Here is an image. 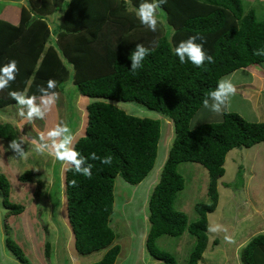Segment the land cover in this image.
Returning <instances> with one entry per match:
<instances>
[{
	"label": "trees",
	"instance_id": "trees-1",
	"mask_svg": "<svg viewBox=\"0 0 264 264\" xmlns=\"http://www.w3.org/2000/svg\"><path fill=\"white\" fill-rule=\"evenodd\" d=\"M26 2L18 25L0 20V64L15 59L19 69L10 87L0 91V110L17 105L9 91L27 88L29 95H38V86L46 87L47 81L54 79L59 93L71 78L83 97L137 103L171 120L175 140L149 197L150 229L145 246L157 264H177L156 241L163 236L179 238L187 232L194 237L187 264H198L208 245L207 214L217 208V182L225 173V158L233 150L264 143V123H251L227 112L219 123L195 129L189 124L221 78L264 63V54H255L264 49V20H258L253 9L245 10L242 0H167L157 12L163 14L167 28L158 23L157 31L152 32L131 10L141 0ZM57 13L61 16L54 22ZM192 35L203 37L204 48L215 63L196 68L179 62L172 49ZM137 44L151 52L143 67L132 72L129 56ZM87 119L85 135L73 144L75 149L85 157L92 152L100 158L109 156L112 162L89 159L91 178L74 174L72 169L65 171L67 218L77 254L89 256L106 250L92 264H115L120 246H111L116 235L109 226L114 183L121 178L137 186L149 175L157 159L161 126L158 121L133 117L100 101L87 106ZM17 137L13 126L0 123V140L9 144ZM186 163L200 165L208 173V203L194 205L197 219L193 222L174 208L177 194L184 188L178 167ZM35 175L26 171L19 181L36 182ZM0 192L6 219L23 213L21 206L10 202V186L2 175ZM5 244L19 263L29 264L14 240L7 238ZM238 260L240 264H264V233L255 235L240 250Z\"/></svg>",
	"mask_w": 264,
	"mask_h": 264
},
{
	"label": "rangeland",
	"instance_id": "rangeland-1",
	"mask_svg": "<svg viewBox=\"0 0 264 264\" xmlns=\"http://www.w3.org/2000/svg\"><path fill=\"white\" fill-rule=\"evenodd\" d=\"M26 1L0 0V6L8 3L7 6H10L8 9L11 8L18 13L26 6ZM242 1L245 10L254 9L257 19L264 20V0L261 2L259 0ZM3 10L7 8L3 6ZM4 16L0 15V19ZM60 16L61 13H57L54 16V22H58L57 19ZM157 16L163 21L160 24L167 28L163 14L159 12ZM49 28L54 33L52 23ZM60 88L56 105L43 120L36 119L31 124L27 123L18 114L19 109L16 105L0 110V123L13 126L17 136L27 134L30 137H38L39 133H46L56 124L63 122L71 129L74 144L85 135L88 120L87 106L99 101L111 104L133 117L155 120L160 123L161 137L153 170L137 186H130L121 178H116L113 189L115 196L113 213L109 224L116 235L111 246H120V254L115 264H157L158 261L148 254L142 236L149 225V197L160 180L163 164L175 140L172 121L137 103L83 97L76 92L71 78ZM230 102L237 104L238 99L232 96ZM242 104L249 113L246 104L244 102ZM202 112L199 111L195 118L191 119L190 129L204 124V120L201 119ZM227 112L231 110L228 108ZM221 119L215 115L205 122L218 123L222 121ZM8 145L7 142L0 140V175L4 176L9 183L10 202L21 206L23 213L6 219V210L2 206V193L0 192V264H21L7 250L5 244L7 238L14 240L23 250L29 264H92L98 262L106 250L89 256H81L74 249L73 233L67 218L65 171L62 165L48 157L46 153L42 156L36 154L30 145H24L30 153L27 160L15 159L13 158L15 153L11 150L7 151ZM261 148L255 146L249 149L241 148L235 150L238 154L232 153L236 156L227 155L224 164L225 173L217 182L219 207L207 214L209 242L216 239L220 242L222 235L219 230L209 231L210 227L219 225L231 233L225 246L228 257L231 259L228 264H235L233 248L236 243L253 233L258 234L259 231L264 233L262 230L264 229V147L262 150ZM255 162H260V164L252 166ZM26 171L35 172L36 182L22 183L19 181ZM178 173L184 180V188L177 194L174 208L181 211L188 222H193L197 219L194 205L208 203V173L200 165L189 163L180 165ZM225 234L226 231L223 235ZM46 244H49V250L46 249ZM157 247L171 254L177 264H187L194 247V237L187 232L179 238L163 236L159 238Z\"/></svg>",
	"mask_w": 264,
	"mask_h": 264
},
{
	"label": "clouds",
	"instance_id": "clouds-1",
	"mask_svg": "<svg viewBox=\"0 0 264 264\" xmlns=\"http://www.w3.org/2000/svg\"><path fill=\"white\" fill-rule=\"evenodd\" d=\"M167 3V0H141L138 7L131 9L139 23L152 32L157 31L158 23H162L157 17V12ZM200 41V42H197ZM204 39L199 35L189 36L181 40L172 49L173 54L178 57L181 64L191 63L196 68L206 67L208 64L215 63V59L204 48ZM151 52L142 44H137L130 54L131 71L136 72L143 67V62ZM256 55L264 54V49H259ZM18 61L10 59L7 63L0 64V91L8 89L19 73ZM57 81L49 79L45 86H38L37 94L29 95V89L22 91L12 90L8 95L15 100L18 106V114L24 120L31 124L34 120H43L53 109L59 99V93L55 91ZM236 86L228 77L221 78L214 90H211L203 99L204 108L210 109L217 115H223L228 108L230 98L236 94ZM73 133L69 126L63 122L56 124L46 133H39L38 137L19 135L10 141L7 151L15 153L13 158L18 160H27L30 155L24 145H30L32 150L38 155L47 154L55 161L59 162L64 171L72 169L74 174L83 175L91 178L93 165L88 160H100L103 164H111V157L100 158L95 152L90 153L88 157L77 151L73 145ZM38 169V168H37ZM50 183V181H49ZM72 185H76L73 180ZM220 226L210 227L209 231L216 232Z\"/></svg>",
	"mask_w": 264,
	"mask_h": 264
},
{
	"label": "crops",
	"instance_id": "crops-1",
	"mask_svg": "<svg viewBox=\"0 0 264 264\" xmlns=\"http://www.w3.org/2000/svg\"><path fill=\"white\" fill-rule=\"evenodd\" d=\"M18 1H21V0H18ZM259 1L261 2V0H259ZM7 5H9V4L5 3L3 5L7 8V10H5V11L3 10V6L2 7L0 6V15H3V16L7 15L8 17L4 16V18H1L0 20L6 21V22L10 23L11 25L16 26L19 23L20 11L18 13H15L16 11L14 12L13 10H11V8L8 9V7H10V6H7ZM255 14H256V12H255ZM258 65H260V66H258ZM258 65H254V66L247 67L245 69L237 70V71H235V72H233L227 76L228 78H230L232 80L233 84L236 86L237 91L233 97L238 99L237 104L231 103L229 101V105H228L229 110H231V113H235V114L241 116L246 121L251 122V123H264V66H263L264 63L258 64ZM242 74H243V76H242ZM241 101L246 104V107L248 108L249 113H247V109L244 108L245 105H243ZM228 108H227V111H228ZM199 111H203L201 119L204 120L203 121L204 124H208V123L211 124L212 122H205V120H210L213 116L217 115V114L213 113L208 108H206L204 110V106H202V108ZM199 111L194 115L193 119L199 113ZM217 116H219V118L220 117L222 118V115H217ZM203 118H206V119H203ZM204 124H202V125H204ZM255 147H262L263 148L264 144H259ZM262 148H261V150H262ZM233 152L235 154H238L237 152H235V150H233V151L229 152L227 155L228 156L235 155V154H232ZM263 152H264V150H263ZM256 164H260V162H255L254 164H252V166H254ZM217 192H218V190H217ZM218 200H219V194H218ZM218 207H219V203L217 204V208ZM149 229H150V223H149L148 227L146 228V232H144V234L142 236V240H144V246L146 243V238H147ZM227 230L228 229H225L222 226H220L219 232L222 233V235L220 236V238H221L220 242L217 239L214 241H210V242L208 240L209 243L207 245V248H206V250H205V252H204V254H203V256H202V258L198 264H228L231 261V259L228 257V254L225 250L226 241L228 239V236L231 234ZM262 230H264V229H262ZM225 231H226V234L224 236L223 234ZM259 232L261 233V231H259ZM254 234L257 235V233H253L251 235H248L247 237H244V239L241 242L236 243L234 245L233 261L235 264H240V262L238 260L239 259V252L255 236ZM158 240L156 241V245H157ZM213 242H217L218 245L216 247H214ZM237 261H238V263H237Z\"/></svg>",
	"mask_w": 264,
	"mask_h": 264
}]
</instances>
